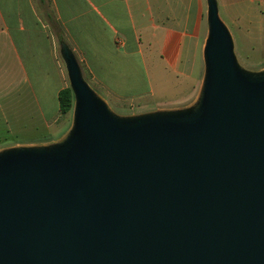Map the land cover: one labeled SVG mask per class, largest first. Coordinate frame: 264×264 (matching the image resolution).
Here are the masks:
<instances>
[{"label":"water","instance_id":"obj_1","mask_svg":"<svg viewBox=\"0 0 264 264\" xmlns=\"http://www.w3.org/2000/svg\"><path fill=\"white\" fill-rule=\"evenodd\" d=\"M206 4L185 107L118 115L61 46L73 124L0 151V264H264V71Z\"/></svg>","mask_w":264,"mask_h":264},{"label":"crops","instance_id":"obj_2","mask_svg":"<svg viewBox=\"0 0 264 264\" xmlns=\"http://www.w3.org/2000/svg\"><path fill=\"white\" fill-rule=\"evenodd\" d=\"M205 6L206 0H0L5 58L19 75L9 74L18 109L10 119L0 111V121H34L47 131L63 117L57 96L68 85L59 32L107 99H153L157 109L190 105L204 72ZM68 124L51 137H61Z\"/></svg>","mask_w":264,"mask_h":264},{"label":"rangeland","instance_id":"obj_3","mask_svg":"<svg viewBox=\"0 0 264 264\" xmlns=\"http://www.w3.org/2000/svg\"><path fill=\"white\" fill-rule=\"evenodd\" d=\"M218 6V14L222 22L227 27L232 41L233 50L236 60L241 68L248 72H260L264 71V0H216ZM204 17L207 23V4L205 6ZM3 42V34L0 32V97L4 96L3 104L0 105V111H4L5 115L10 119L16 105H11L12 98L15 92H12L13 82L11 78L17 79L18 69L10 65L11 56L7 55V47ZM61 65L63 67L67 85L69 86L66 65L64 59L60 53ZM81 74L84 80L89 86L105 100L108 106L113 112L121 116H136L144 113L169 109L161 108L157 109L156 101L153 99H143L139 102H133V104L119 103L107 99L102 93L97 92L96 89L90 85L89 79L86 75V71L77 60ZM10 69V73L9 72ZM11 92V94H8ZM190 103H183L178 105H187ZM181 107H174L176 109ZM22 118V117H20ZM68 124L67 130L72 127L73 124V107L68 116H63L54 127L49 128L47 131L42 127L39 130V126L34 122H24L21 120L10 121L9 123H3L0 121V151L11 149L18 146H45L52 142H55L59 137H51L55 129H61L63 124ZM66 130V131H67Z\"/></svg>","mask_w":264,"mask_h":264},{"label":"trees","instance_id":"obj_4","mask_svg":"<svg viewBox=\"0 0 264 264\" xmlns=\"http://www.w3.org/2000/svg\"><path fill=\"white\" fill-rule=\"evenodd\" d=\"M58 40H59V43H60L61 46L65 45V46H67L69 48V46L66 44V41L64 40V38H63V36H62V34L60 32L58 33ZM57 97H58V102H59L60 113L63 116L68 115L70 113V111H71V109L73 107V103H74V96H73V92H72L70 86H66L65 88L61 89L58 92V96Z\"/></svg>","mask_w":264,"mask_h":264}]
</instances>
